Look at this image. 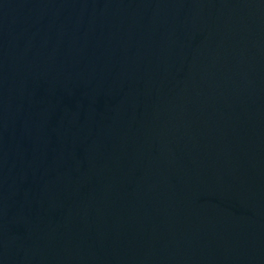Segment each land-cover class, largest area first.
<instances>
[{
    "label": "water",
    "instance_id": "1",
    "mask_svg": "<svg viewBox=\"0 0 264 264\" xmlns=\"http://www.w3.org/2000/svg\"><path fill=\"white\" fill-rule=\"evenodd\" d=\"M0 264H264V0H0Z\"/></svg>",
    "mask_w": 264,
    "mask_h": 264
}]
</instances>
